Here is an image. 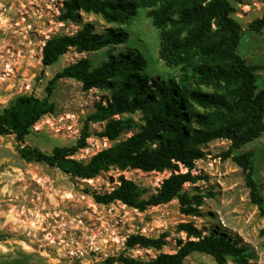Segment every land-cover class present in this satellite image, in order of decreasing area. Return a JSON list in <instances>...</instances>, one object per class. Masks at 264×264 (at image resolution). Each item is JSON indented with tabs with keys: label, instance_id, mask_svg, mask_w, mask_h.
Returning <instances> with one entry per match:
<instances>
[{
	"label": "rangeland",
	"instance_id": "1",
	"mask_svg": "<svg viewBox=\"0 0 264 264\" xmlns=\"http://www.w3.org/2000/svg\"><path fill=\"white\" fill-rule=\"evenodd\" d=\"M65 1L0 0V112L21 96L45 98L50 82L65 67L82 59L99 66L111 52L134 50L141 54L147 62L146 73L154 81L178 76V68L168 67L160 59V33L148 17L149 9L139 10L125 25L108 24L101 15L85 12H80L79 22L62 21ZM231 3L235 9L232 16L244 31L239 53L251 65H264V29H250L253 21L264 17V0ZM88 24L98 34L109 28L123 29L129 34L128 41L113 51L104 48L79 52L70 48L56 64H43L47 40L75 35ZM257 76L261 90L264 71L257 72ZM110 96L108 89L87 91L74 79L58 80L51 95L56 110L33 127L26 144L51 154L57 147L75 146L88 126L92 136L87 147L74 156L88 162L105 147L98 134L106 123L93 122L90 117ZM115 119L128 123L123 140L143 125L139 111ZM231 148L232 142L227 139H217L203 147L204 157L195 162L191 171L197 180L184 187L191 196L202 198V205H194L200 215L187 216L177 199L141 212L122 202L97 204L93 198L95 193L113 191L125 177L139 186L140 200H148L171 176L170 171L111 169L91 180L73 178L45 163L25 161L15 137L0 136V264H109L108 259L122 254L149 261L160 253L175 254L181 242H188V235L179 226L190 222L204 236L226 234L249 249L251 264H264V216L250 199L244 171L233 160L236 154L253 152L255 178L264 196V136L239 150L231 152ZM165 233L169 236L161 251L127 246L131 235L159 238ZM185 264L218 263L209 255L193 253ZM225 264L234 263L228 260Z\"/></svg>",
	"mask_w": 264,
	"mask_h": 264
},
{
	"label": "trees",
	"instance_id": "2",
	"mask_svg": "<svg viewBox=\"0 0 264 264\" xmlns=\"http://www.w3.org/2000/svg\"><path fill=\"white\" fill-rule=\"evenodd\" d=\"M232 0H66L62 21H80V12L94 13L108 24L125 25L141 9H149L148 17L160 33V59L168 67L178 68L176 78L154 81L146 73L147 62L134 50L119 54L93 66L82 59L65 67L50 82L47 96L18 97L0 112V136H14L20 156L28 162L45 163L79 179H95L111 169L140 170L146 173L171 172L158 192L148 200H140V188L125 177L113 191L93 194L97 204L115 202L138 209L179 200L187 216H199L194 205H202L200 196L184 191L187 183L197 178L192 174L195 162L204 157L203 147L217 139L232 142L231 152L264 136V88L257 86V72L264 65H251L239 53L244 39L240 23L233 18ZM251 31L264 29V17L253 21ZM129 34L120 28H109L98 34L93 25H86L75 35L54 36L43 48V64L52 66L70 48L94 52L104 48L113 51L128 41ZM74 79L85 90L108 89L106 104H100L90 117L93 122L106 123L98 135L112 145L98 152L88 162L74 158L87 147L92 136L85 126L77 144L57 147L51 154L26 144L33 127L45 116L53 114L51 100L55 83ZM142 114L143 125L133 136L121 139L128 123L116 116ZM230 153L227 154V156ZM235 163L242 168L250 199L264 216V196L255 178L253 152L236 154ZM181 167L188 169L183 173ZM189 240L179 245L175 254L160 253L149 261L122 254L108 259L109 264H185L193 253L211 256L218 264L228 260L234 264H251L249 249L240 246L224 233L203 235L193 223L179 226ZM264 236V230L262 231ZM169 234L149 238L131 235L127 246L161 251Z\"/></svg>",
	"mask_w": 264,
	"mask_h": 264
},
{
	"label": "built area",
	"instance_id": "3",
	"mask_svg": "<svg viewBox=\"0 0 264 264\" xmlns=\"http://www.w3.org/2000/svg\"><path fill=\"white\" fill-rule=\"evenodd\" d=\"M103 139H104V142H105V147H104V149L109 148V147L111 146V145L109 146V143L112 144V142H110V141H109L108 139H106V138H103ZM104 149H103V150H104ZM101 151H102V150H101Z\"/></svg>",
	"mask_w": 264,
	"mask_h": 264
}]
</instances>
